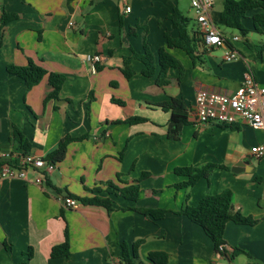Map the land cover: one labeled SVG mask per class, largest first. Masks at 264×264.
<instances>
[{"label": "crops", "instance_id": "crops-1", "mask_svg": "<svg viewBox=\"0 0 264 264\" xmlns=\"http://www.w3.org/2000/svg\"><path fill=\"white\" fill-rule=\"evenodd\" d=\"M119 1L0 0V19L18 16L0 32V167L11 162L3 154H26L11 143L15 126L31 144L28 153L42 158L66 137L87 136L69 144L66 157L42 185L0 178V264H120L122 244L132 247L136 242H141L138 253L145 263L150 253L165 252L169 264H264V158L251 152L264 143L263 131L243 122L196 126L189 121L179 139H171V113L158 106L179 98L189 109L200 89L234 93L243 82L246 61L264 87V34L259 41L251 40L252 32L238 43L208 50L195 33V22L190 30L200 59L193 62L184 51L169 50L185 72L180 79V71L170 69L169 83L160 87V68L153 78L143 76L144 64L136 55L147 44L157 60L159 50L167 47L164 33L179 37L167 18L179 8L178 0ZM222 10L217 12L214 3L217 27L224 25ZM256 13L244 20L250 31ZM231 47L240 58L226 62ZM94 55L102 57L96 73L89 61ZM126 58L134 72L130 79L123 72ZM30 60L65 76L57 99L46 101L53 91L47 76L27 91L22 79L8 73L9 65L24 67ZM132 117L148 121L118 123ZM208 165L213 166L208 178L189 189L176 187L187 180L176 169ZM108 182L117 188L138 185L144 195L139 201L126 200L105 192ZM226 190L233 194V212L256 222H229L227 249L220 257L205 231L178 213ZM67 195L109 198L113 206L108 210L80 203L77 210L64 209L61 199ZM144 209L167 213L154 221L138 212ZM67 235L70 257L52 258V249Z\"/></svg>", "mask_w": 264, "mask_h": 264}, {"label": "trees", "instance_id": "trees-1", "mask_svg": "<svg viewBox=\"0 0 264 264\" xmlns=\"http://www.w3.org/2000/svg\"><path fill=\"white\" fill-rule=\"evenodd\" d=\"M257 12L252 17L253 31L247 29L244 25V20L248 18V14ZM17 15L4 14L2 17V27L0 32L9 23L17 20ZM168 20L171 21L174 29L178 31L179 37L172 38L168 32L164 33L166 39V48H161L158 53V59L156 60L154 54L150 48L145 45V52L143 54L136 55L143 64L144 69L142 71L143 76L147 78H153L156 75L157 67L160 68V74L157 78L158 86H165L169 83L168 72L170 69H178L180 71V79L183 76L185 69L180 60L175 58L169 50L180 49L184 51L193 62L200 59L197 54V39L195 33L190 30L192 18L185 16L179 8H175L173 13L168 15ZM221 21L225 27L231 30L239 31L244 38L250 33L264 34V0H223V10L220 15ZM245 44L251 50H254V46L250 42L246 41ZM130 59L124 60L123 72L130 79L134 72L129 69ZM7 71L11 75H15L25 82L26 90L29 91L33 87L40 84L47 76L49 83L53 88L51 94L47 97L46 101L51 99H57L60 91L66 81L65 76L56 73H48L44 68L36 65L33 61H29L27 66L20 67L15 65H9ZM115 103L123 105L121 101L113 100ZM164 112H170L171 117L169 120V138L179 139L182 129L189 123L188 109L185 102L179 98H170L168 101L158 105ZM148 120L141 117H132L125 122L130 125L145 123ZM87 136L80 138H64L58 145V147L47 156V160L53 163H60L66 157L68 146L73 141H82ZM14 147H19L28 154L31 150V144L24 136L21 129L14 127L13 138L11 141ZM213 171V166H206L203 168H178L175 170L176 175L186 178L185 182L178 184L177 188L189 189L196 185L201 179L208 178ZM144 178L148 177V174H144ZM100 192V189H94L93 193ZM115 196L122 197L126 200L139 201L144 192L138 185H128L124 188H117L114 183H106V191ZM70 197V195H67ZM80 203L84 205H93L105 207L108 210L112 209V201L108 199H101L99 197H85L76 198ZM233 194L230 190H226L220 194L214 196L204 197L196 207H185L178 214L188 217L191 221L198 224L205 233L213 241L216 253H219V246L225 244L224 233L226 226L229 222H234L241 225H253L256 221L251 218L244 217L240 213H234L233 207ZM141 214L150 217L154 221L162 220L167 211L162 209H144L138 210ZM141 242H136L132 247L127 244H122V252L120 257V264H169V256L165 252H152L147 257L145 263L140 259L138 249ZM28 260L33 257V250L28 252ZM71 255L70 242L68 235L66 241L52 249L51 257L56 258H69ZM19 264H28V261L21 262Z\"/></svg>", "mask_w": 264, "mask_h": 264}, {"label": "built area", "instance_id": "built-area-1", "mask_svg": "<svg viewBox=\"0 0 264 264\" xmlns=\"http://www.w3.org/2000/svg\"><path fill=\"white\" fill-rule=\"evenodd\" d=\"M126 3L128 0H124ZM215 0H191V11L197 25L196 34L203 41L208 50L220 48L225 45H232L240 41L239 36L228 39L217 27L212 10ZM126 13L131 12V8L126 6ZM2 18L0 19V28ZM240 58L239 53L233 48H228L224 55V61L231 62ZM92 63L93 73H96L97 65L102 61V57L94 55L89 57ZM247 70L244 74L241 86L234 92H221L209 89H200L195 97V102L188 109V119L196 126L217 124L234 125L243 122L254 129L264 133V87H260L248 61ZM257 158H264V143L251 150ZM4 158H11V162L0 167V178L19 179L27 183L42 185L45 177L52 175L56 169V163L46 158L38 157L31 153L3 154ZM32 176V178L30 177ZM64 209L77 210L80 202L71 197L61 199ZM225 244L219 246V255L222 257L226 252Z\"/></svg>", "mask_w": 264, "mask_h": 264}, {"label": "rangeland", "instance_id": "rangeland-1", "mask_svg": "<svg viewBox=\"0 0 264 264\" xmlns=\"http://www.w3.org/2000/svg\"><path fill=\"white\" fill-rule=\"evenodd\" d=\"M116 3H119V0H115ZM179 8L182 11V13L187 16L193 18V21L191 22V27L195 26V19H194V13L191 11V0H178ZM223 8V0H215V9L216 11H220ZM218 27L224 31L229 37L233 36H239L242 37V34L237 31V30H231L226 28L222 23L218 24ZM251 40L253 41H259L260 39H263V36L257 34V33H252L251 34ZM264 40V39H263Z\"/></svg>", "mask_w": 264, "mask_h": 264}, {"label": "water", "instance_id": "water-1", "mask_svg": "<svg viewBox=\"0 0 264 264\" xmlns=\"http://www.w3.org/2000/svg\"><path fill=\"white\" fill-rule=\"evenodd\" d=\"M244 163H245V164H249V161H245ZM233 172H234V173H239L240 171H238V170H233Z\"/></svg>", "mask_w": 264, "mask_h": 264}]
</instances>
